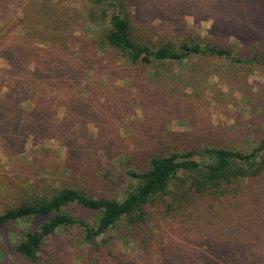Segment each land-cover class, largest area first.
Returning a JSON list of instances; mask_svg holds the SVG:
<instances>
[{
	"label": "rangeland",
	"instance_id": "obj_1",
	"mask_svg": "<svg viewBox=\"0 0 264 264\" xmlns=\"http://www.w3.org/2000/svg\"><path fill=\"white\" fill-rule=\"evenodd\" d=\"M51 1L66 10L61 18L74 25L76 35L79 31L99 34L100 27L88 17L86 0ZM144 1L162 6L152 14L142 11L135 19L134 37L151 47L200 42L225 47L235 57L264 60V0ZM32 17L17 10L0 43L11 44L16 36L32 31ZM37 44L47 47L43 41ZM100 49L101 57L95 63L77 64L87 76L79 82L72 100L55 103L54 126L42 141L30 136L19 142L0 133V214L66 187L95 198L122 200L137 181L127 173L144 171L153 154L206 147L247 152L264 137V65L197 55L183 62L132 66L112 50ZM70 53L79 54V50L71 47ZM0 67L9 68L1 57ZM23 105L31 106L28 102ZM255 186L264 187V177ZM224 202L215 203L220 211L216 217L234 207L219 206ZM211 203L196 201L189 209L193 211L189 223L197 226L195 221ZM64 211L94 226L100 217L99 212L79 205ZM50 218L32 216L0 229V264H31L18 255L16 246L26 232L38 230ZM124 223L111 230L120 238L122 252L134 255L136 264H163L165 250L158 257L140 240H153L155 235L158 240V228L146 229L135 239ZM212 223L208 220L206 228L212 229ZM191 231L188 243L180 236L167 235L173 245H164L168 257L178 260L189 255L187 248H196L191 245L205 244L197 240L196 228ZM81 238V231H60L52 238L55 246L49 245V249L63 255L58 248L64 249L67 242L77 244ZM74 257L75 252L69 253L66 260L82 263L81 256ZM37 264H55V260L45 255Z\"/></svg>",
	"mask_w": 264,
	"mask_h": 264
},
{
	"label": "trees",
	"instance_id": "obj_2",
	"mask_svg": "<svg viewBox=\"0 0 264 264\" xmlns=\"http://www.w3.org/2000/svg\"><path fill=\"white\" fill-rule=\"evenodd\" d=\"M86 3L89 19L100 27L97 36L95 31H79L76 35L74 25L61 18L66 10L51 0H0V37L17 10H25L35 21L29 27L32 31L16 36V42L0 43V57L9 67H0V92L6 88L0 97V133L14 136L19 142L30 136L42 141L54 126L55 103L72 100L79 82L87 76L78 65L84 67V61L95 63L100 48L112 50L132 66L183 62L197 55L264 65L258 57H235L221 46L168 42L151 47L135 38V19L142 11L152 14L162 6L144 0L138 4L133 0ZM40 41L47 47L39 46ZM71 47L78 48L79 54L72 55ZM25 102L31 104L29 109L24 107ZM127 174L137 181L122 200L95 198L71 187L57 189L51 196L35 197L0 214V229L32 216H51L38 230L26 232L16 246L18 255L31 264L39 263L45 255L54 258L55 264H72L73 257L69 261L66 257L73 252L74 258L82 257L81 264H136L134 255L122 252L120 238L111 234L124 221L133 238H139L146 229L158 228V240L156 235L153 240H140L158 257L165 250L163 264H264V187L255 186L264 177V137L247 152L206 147L200 151L153 154L144 171ZM202 200L212 203L205 207L198 222L195 219V226L189 223L193 216L189 209ZM216 202L234 207L216 217L220 212ZM72 205L99 212L96 225L64 211ZM178 217L179 222L175 221ZM208 220L213 221L212 229L206 228ZM191 228L198 230L197 240L205 244L191 245L196 248H187L189 255L178 260L168 257L169 250L164 245H173L167 235L180 236L188 243ZM71 229L81 231V240L58 248L63 255L51 252L49 245L55 246L52 238ZM81 246L83 249H79Z\"/></svg>",
	"mask_w": 264,
	"mask_h": 264
}]
</instances>
